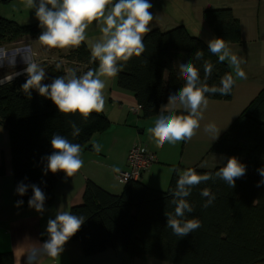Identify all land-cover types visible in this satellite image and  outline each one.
I'll list each match as a JSON object with an SVG mask.
<instances>
[{"label":"trees","instance_id":"16d2710c","mask_svg":"<svg viewBox=\"0 0 264 264\" xmlns=\"http://www.w3.org/2000/svg\"><path fill=\"white\" fill-rule=\"evenodd\" d=\"M11 1L0 0V5ZM202 21L215 37L227 43L241 42L240 23L231 9H205ZM42 31L39 22L19 25L0 16V45L7 38L37 37ZM144 45L142 55L130 58L114 77L119 90L135 97L143 118L157 115L160 106L168 103L169 95L184 85L179 72L181 63L193 62L200 72L199 83L207 82L210 86H219L221 77L232 74L228 64L220 62L218 54L210 52L207 43L182 24L164 31L153 28L144 36ZM197 49L204 53L200 59L195 57ZM69 51V62L81 66L74 69L77 75L96 70L99 65L83 43ZM205 61L213 64L211 76L204 72ZM44 69L42 83L45 84H50L56 76L67 75L61 66L46 65ZM26 79L24 74L0 83V126L9 131L15 189L21 182L36 184L46 195L45 203H49L63 175V172L43 173L46 161L42 157L53 151L50 144L53 134L64 135L81 148L89 149V138L105 131L109 120L102 112H93L86 121L78 113H60L36 89L30 90V96L26 95L21 87ZM234 87L230 95H209L208 100L230 101ZM73 122L81 129L75 137L71 135ZM208 153L240 158L246 174L236 180L234 188L216 178L192 189L187 199L194 206V212L187 218H198L202 226L183 238L166 227L165 214L174 211L171 201L179 178L176 171L166 190L149 188L140 182V177L124 183L122 192L114 195L87 181L83 202L69 211L86 218L72 237L79 241L83 254L92 256L112 249L133 258L146 256L171 264H264V185L256 186L261 180L257 169L264 167V88L212 144ZM221 167L193 169L198 174L214 175ZM4 173V167L0 166V176ZM204 188L216 195L214 204L208 208L202 207L206 198L200 192ZM15 196L17 201L26 203L32 196L31 188L24 196L15 191ZM0 264H13L12 253L1 252Z\"/></svg>","mask_w":264,"mask_h":264},{"label":"clouds","instance_id":"9594fccd","mask_svg":"<svg viewBox=\"0 0 264 264\" xmlns=\"http://www.w3.org/2000/svg\"><path fill=\"white\" fill-rule=\"evenodd\" d=\"M24 6L35 10L39 27L43 29L38 36L41 45L48 49L78 48L87 40L86 30L94 22L102 36L92 42L89 47L93 61L99 62L98 70L89 69L77 75L76 70H69L67 75L56 76L50 84L42 83L45 79V69L35 60L29 58L30 48L20 51L26 67L6 76L3 82H10L19 75L26 74L27 79L22 84L26 95H31L30 90L36 89L38 93L50 99L63 114H79L85 121L93 112L103 111L105 98L103 90L105 80L101 77L112 78L122 70L124 63L133 56L139 57L145 51L144 36L151 29L154 16L150 9L153 7L150 0H24ZM208 50L219 54V61H229L235 71V77L246 79L247 75L241 65L245 63L242 57L233 54L228 43L221 37H213L207 42ZM204 56L203 50L197 49L195 57ZM2 63V62H0ZM60 65H57L59 68ZM213 64L204 63V72L211 76ZM179 72L184 85L179 90L170 94L167 105L163 106L154 126L149 129L151 138L157 148H163L166 143L191 139L196 135L208 109V96L220 94L228 96L236 83L232 74H225L220 78L219 86L209 85L207 82L199 83L200 72L196 65L189 61L179 65ZM73 137L80 134L81 129L74 122L71 123ZM220 130L214 122L207 123L204 131L218 138ZM52 152L42 157L46 161L43 173L56 174L63 172L65 179L73 177L84 166L81 158V145L73 143L66 136L53 134L50 139ZM96 152L101 150L99 144L92 145ZM119 172V168H113ZM261 180L257 187L264 185V167L257 169ZM246 174V166L238 158H227L226 164L213 174H198L193 168L183 170L172 190V204L174 211L166 213V227L180 238L188 236L199 229L201 221L198 218H187L194 212V206L187 197L191 191L201 183L219 178L230 188H234L236 180ZM31 188L32 196L28 200V207L37 213H43L46 195L36 184L19 183L15 189L16 194L24 196ZM200 195L206 198L203 208L212 206L216 195L208 188L201 190ZM23 200L16 202L20 207ZM86 218L75 215L69 211L58 210L54 218L47 221L46 232L48 239L42 244L43 254L54 261L60 259L64 246L76 235L85 223ZM38 250L33 249L26 254L25 264H35Z\"/></svg>","mask_w":264,"mask_h":264},{"label":"crops","instance_id":"0c3cea01","mask_svg":"<svg viewBox=\"0 0 264 264\" xmlns=\"http://www.w3.org/2000/svg\"><path fill=\"white\" fill-rule=\"evenodd\" d=\"M216 8L231 9L233 16L240 23L241 42L228 43V47L233 54L244 59L245 63L241 67L247 78H236L234 69L229 61L225 60L236 80L233 97L226 103L209 100L204 117L218 120L220 116L222 120L224 117L227 123H230V120L233 122L264 88V0H189V14L198 21L201 33L198 35L188 31L199 37L207 34L208 36L201 37L205 42H207L206 38L215 37L202 21V12L205 9ZM160 12L161 10L154 11L156 18L151 23V29L164 27V30H168L180 24L188 29L186 22L183 23L182 20H166L164 16L160 18ZM163 19L164 22H161ZM5 48V45H0L1 50ZM5 55L8 54L3 53V56ZM105 84L106 87L103 90L105 104L102 113L109 120V126L105 131L94 133L89 138L87 144L89 149L81 148L84 166L67 180L63 173L54 189L52 200L44 205L43 213L30 209L28 202L20 207L15 206L17 200L9 131L6 127L0 126V166H3L5 170V173L0 176V253L11 252L13 264H25L26 254L34 248L38 250L35 264H171L146 256L133 258L127 253L112 249L85 256L79 241L73 238L64 246L65 250L60 259L54 261L47 258L42 251V244L48 239L47 221L54 218L58 210L70 211L72 206L81 204L87 181H92L110 194L119 195L124 184L115 179L116 172L113 168H119L120 171L126 170L127 154L133 145H143L154 154L155 161L143 173L140 182L157 190L168 188L175 171L180 175L187 168L210 170L224 166L222 162H227V158L223 155L220 158L219 155L208 153L216 139L211 146L207 143L209 139L197 141L195 144L189 143L186 146L187 138H185L183 141H173L166 143L163 148H157L149 129L154 126L155 120L167 103L160 106L157 115L143 118L141 110L132 112L139 105L131 93L119 90L113 77H106ZM135 125L143 126V130L136 133ZM94 143L101 146L99 152L93 149ZM238 159L241 161L240 158Z\"/></svg>","mask_w":264,"mask_h":264},{"label":"rangeland","instance_id":"374dc122","mask_svg":"<svg viewBox=\"0 0 264 264\" xmlns=\"http://www.w3.org/2000/svg\"><path fill=\"white\" fill-rule=\"evenodd\" d=\"M150 3H152L153 5V7L150 9L152 14L154 13V11L161 10L159 14L160 18L164 16L166 20H170V19H175L177 21L182 20L183 23L186 22V25L188 26V30L191 33L198 35L199 33H201L200 32L201 29L198 21H196L193 18V16L189 14V0H150ZM163 11H165V13ZM0 16H2L5 19L13 20L19 25L39 22L35 16V10L26 8L24 6V0H12L8 4H1ZM161 22H164V19L161 20ZM161 30L164 31V27ZM86 35H87V40L83 42V44L91 54L89 45L92 42L99 39L102 36V33L100 32L99 28L96 26V23L94 22L86 30ZM206 36L208 35L207 34L201 35L202 38ZM208 40L210 39L206 38V41ZM3 43H4L3 45L6 46V48L2 50L0 49V62L1 61L3 62L2 64L0 63V67L3 66V68H0V77H2L0 78V80H4L6 76H11L15 72L22 71L26 67L23 58L20 55V50H17L18 52L15 51V54L7 53L8 51L21 47L30 48L29 50L31 51V54L29 58L35 60L42 67L46 65H55V66L60 65L61 68L67 72V74L69 70L81 68V66L69 62L70 59L69 49L45 48L43 45L39 43L38 36L37 37L24 36L18 38L17 40H12L7 38L6 40H4ZM3 53H7L8 55L3 56ZM98 68L99 65L97 66L96 70H98ZM103 80L106 81V77H103ZM214 102H219V101H214ZM223 102L226 103V101ZM216 120L217 118L212 119V118L204 117V119L201 121L200 129L197 131L196 135L193 136L190 140L187 139L186 146H188L189 143L195 144L197 143V141L207 140V139H209L207 143H209L211 146V144L213 143L212 136L204 131V126L210 122H214L216 124ZM217 121H218L217 127L221 129L219 135L223 133V131L226 128H228V125L230 123H232V120H230V123H227L228 121L224 119V117L222 120L220 116L218 117ZM142 130H143V126H137V125L134 126V131L136 133H139ZM219 157L222 158V155H219ZM223 157L228 158L227 156H223ZM222 163L226 164V162H222Z\"/></svg>","mask_w":264,"mask_h":264},{"label":"built area","instance_id":"2783aa9c","mask_svg":"<svg viewBox=\"0 0 264 264\" xmlns=\"http://www.w3.org/2000/svg\"><path fill=\"white\" fill-rule=\"evenodd\" d=\"M141 110L140 106H136L132 112ZM155 161L154 154L143 145H135L130 148L127 154L126 170L115 173V179L124 184L129 180H138L142 174Z\"/></svg>","mask_w":264,"mask_h":264},{"label":"water","instance_id":"95a60500","mask_svg":"<svg viewBox=\"0 0 264 264\" xmlns=\"http://www.w3.org/2000/svg\"><path fill=\"white\" fill-rule=\"evenodd\" d=\"M26 47H21V48H17V49H13V50H11V51H8L7 53H9V54H11V53H13V54H15V51H17V50H23V49H25ZM2 62V61H1ZM23 62V61H22ZM3 63V62H2ZM1 63V64H2ZM17 63V62H16Z\"/></svg>","mask_w":264,"mask_h":264}]
</instances>
